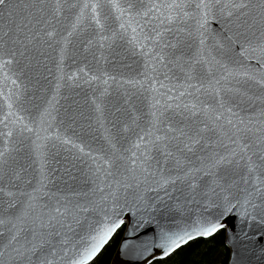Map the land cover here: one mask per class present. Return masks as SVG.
I'll list each match as a JSON object with an SVG mask.
<instances>
[{
	"label": "snow or ice",
	"instance_id": "snow-or-ice-1",
	"mask_svg": "<svg viewBox=\"0 0 264 264\" xmlns=\"http://www.w3.org/2000/svg\"><path fill=\"white\" fill-rule=\"evenodd\" d=\"M109 6L117 13V21L122 18L125 22L119 24L120 29L125 33L131 30L132 36L129 44L132 47L141 49L140 55L145 57L141 72V79L126 80L124 83L139 86L147 94L148 100V130L143 135L137 136V142L132 143L129 149H125L124 154L116 157L109 155L97 156L92 160L94 171L89 175L93 178V188L89 193H73L74 196L88 195L93 191H101L96 187L100 177L105 175L111 176L109 169L115 163V160L121 162L123 172L122 179L115 181V189L109 193L112 197V209L101 207L108 200V195L100 198V202H88V207L82 204H72L70 201L60 197L57 201V207L48 208L41 203V198L46 196L44 187L47 177L44 166L47 163L45 154L42 150V144L39 135L31 141L33 151L39 161L40 178L36 181L35 186H31L30 192H22L23 201L6 202L3 209V216L0 217V226H4V231L0 232L2 238V247H0V256H6L5 261L0 264H90L93 258L100 252L102 247L107 243L117 228L123 224V219L119 218V212L125 210L124 206L119 203L116 193L123 189L125 193L132 190L136 193L135 199L142 206L143 211L149 215L157 211L155 205L145 200L144 192L164 191L168 186L174 185L176 181L185 184L190 194L201 187L197 181L201 177L206 178L199 196L201 201H195L200 204V208L195 213L189 212L186 219H182L174 229L161 228L157 239L160 241L158 247L161 249V258L169 256L182 245L197 237L207 238L217 233L224 227L220 217L233 210L241 218L242 223H247L249 229L253 225L259 226L258 238L264 239V195L261 189H264V0H151L148 4L140 3L139 7L133 3H128L126 7H121L115 0H110ZM50 8V19L57 20L64 8H79L75 16V23L72 29L83 22L85 10L90 13V18L95 22L97 28L102 25L99 19V9L102 4L99 0L76 5H65L61 0H53L50 5H45L40 0L39 7L33 4H13L10 0H0V9L4 10V15L11 17L16 14L17 9L27 13V10L34 8L36 12L43 15L45 8ZM29 22H32V16H27ZM153 24L150 33L144 32V26ZM37 24H48V20ZM212 24L218 27L213 28ZM175 25V34L180 39L176 44H168L164 40L165 33H171ZM139 29V31H138ZM26 35L21 34L20 27L16 28L19 36H13L10 41H0V74L2 82L5 85L11 84L15 89V98L19 100L21 85L12 77L17 73L12 71L14 65L18 66L17 57H25L29 51L28 45L40 38V42L52 41L61 45L60 55L63 58L64 47L67 43V36L59 37L54 30L36 32L33 34L24 26ZM71 33H68L70 35ZM5 36L8 32L4 33ZM100 41L108 40L109 37L100 36ZM13 45L12 48L7 46L8 43ZM91 41H89V44ZM19 46V49L16 46ZM180 45L190 55L184 59V52L180 55L176 51L171 53L168 49L179 50ZM49 47L51 44L48 45ZM104 45L101 44V47ZM239 49L237 53L235 49ZM217 52L221 57L231 60V57H241L246 60H255L257 69L239 65L231 67L229 63L217 59L213 52ZM171 57V58H169ZM205 66L206 72L211 76L215 68L223 73L222 76L209 79L207 83L199 82V87L192 83H177L169 85L157 79L158 76L164 75V80H169V75L173 69H177L187 81L194 77L191 73V66L195 64ZM60 72L61 69L57 68ZM22 72V69H21ZM11 73V75L9 74ZM75 75V74H73ZM230 77H242L246 81H254L261 89L262 95L248 97L245 92L239 88H225L224 91L238 93L241 97H246L249 101V107L252 109V115L241 117L233 111L234 105H230L227 100L219 98L221 80ZM72 77H69L71 79ZM57 77V88L59 80ZM91 79H96L95 76ZM108 77L105 76V81ZM172 79H177L173 76ZM147 85V87H145ZM167 89V91H164ZM178 95H169V92ZM211 89L214 95V105L209 104L199 98V93L203 90L205 93ZM196 93L197 95H194ZM2 94V92H0ZM13 93L9 89L8 96L5 97L8 112L0 120L5 129L4 147L0 150V169H6L9 164L11 153L16 151L14 144H11L8 138L13 133L9 126L16 127L19 125L21 131L33 132L34 129L24 122L22 116H17L12 111L13 103L8 102L12 99ZM185 102V98H189ZM259 101L261 107L253 108L252 106ZM97 112L100 111V105H96ZM47 113H41V118ZM175 121V123H173ZM39 128L35 131L38 133ZM162 134H156V133ZM212 132L214 135L226 139L232 147L225 155L216 154L204 159L197 158L200 162L199 167L192 166V162L181 156L186 152H191V145H197L204 139V134ZM249 134L251 139L248 143H241ZM60 139V137H56ZM64 143L71 144L70 140H64ZM260 146L258 151L262 154L259 157L260 164L253 162L251 156L246 152L250 144ZM11 145V146H10ZM143 145L144 151L138 150ZM74 147H77L73 145ZM169 147L175 149V155L168 151ZM155 149L167 160H174L175 168L178 175H165L163 168L153 169L150 165L152 159L150 153ZM83 153V149H80ZM239 158L245 161V167L248 173H252V191L239 189L240 195H234L236 182L230 181L225 183L223 178L218 175L217 168L221 164L233 163V158ZM103 164V170L96 161ZM259 170V174H257ZM152 179L155 187L148 186V179ZM19 179L18 174L13 176ZM85 176V183H87ZM247 184V179L244 180ZM145 187L141 191V185ZM259 187H256V186ZM109 188L112 184L109 183ZM255 193V196H254ZM7 197H12V192H4ZM165 195L168 193L165 191ZM261 197L260 203H256V197ZM161 197L157 196V200ZM60 201H65L63 204ZM194 201L188 199L186 204ZM19 205V207H17ZM179 207V206H178ZM91 209L93 218L88 219L83 225L80 232H75L73 225L81 226V217L79 213L89 212ZM202 209V211H201ZM211 210V211H210ZM111 212V214H109ZM28 225L29 227H23ZM60 230L57 231L56 229ZM245 239H251L247 235ZM55 240V243L53 242Z\"/></svg>",
	"mask_w": 264,
	"mask_h": 264
},
{
	"label": "water",
	"instance_id": "water-1",
	"mask_svg": "<svg viewBox=\"0 0 264 264\" xmlns=\"http://www.w3.org/2000/svg\"><path fill=\"white\" fill-rule=\"evenodd\" d=\"M10 2L13 4H33L39 7L40 0H10ZM43 2L47 6L53 3V0H43ZM84 2L85 0H61V3L65 5H79ZM88 2H95V0H88ZM99 2L102 4V8L98 10L102 30L97 28L95 22L91 20L88 10H85L83 22L73 30L72 25L75 23V16L79 11L78 7L64 8L57 18L59 23L57 20L50 19V8L47 7L43 10V15L36 12L34 8H30L27 13L17 9L16 14L11 17L5 16L4 10L0 9V41H10L13 36L19 38L16 33L17 27H20L22 35H26L25 25L33 34L36 32L42 34L45 30H54L57 39L67 36V43L63 45L62 59L60 55L61 45L52 41L41 43L40 38L33 41L32 45L27 46L29 48V51L25 53L27 59L17 57L19 65L12 67V71L17 74L12 78L21 85L19 100L14 95L16 89L11 84L5 85L2 82V74H0V92H2L0 94V120L8 112L5 97L8 96L9 89H11L13 96L8 102L13 103L12 111L17 116H22L24 122L34 129L33 132L29 133L21 131L19 125L16 127L9 126L13 135L8 139L17 150L11 153L7 168L0 169V217L3 216L6 202L23 201L24 197L20 193L30 192L31 187L29 185L35 186L36 181L40 178L39 161L31 144L37 135L41 137L38 143L42 144V150L47 161L44 166L47 177L44 192L47 195L41 198V203L46 204L48 208H55L59 198L64 197L72 204H82L88 207L89 201L99 203L102 196L113 192L115 181L122 179L125 174L120 166L121 162L115 160L109 169L112 175L100 177L103 183H100L99 180L96 182V187L100 188L101 191H93L88 195H72L73 193H89V190L93 188V178L89 175L91 171H94L92 160L97 156L107 158L109 155L113 157L119 154L126 155L125 149H129L132 143L137 142V136L143 135L148 130L147 94L139 86L133 87L124 83L126 80L141 79L139 73L142 70L145 57L140 55L141 49H134L129 44L128 41L132 36L131 30L129 29L125 33L120 29L119 24L125 21L123 18L117 21L116 16L119 13L109 6L110 0H99ZM115 2L119 3L121 7H126L128 3H133L139 7L140 3L148 4L151 0H115ZM28 14L32 16L31 23L27 18ZM37 19L41 22L48 20V24L42 28L41 24L35 23ZM141 25L144 26L143 22ZM152 27L153 24L151 23L144 26V32L150 33ZM172 27L173 31L165 33L163 37L168 44H176L180 39L175 34L176 26L173 25ZM212 27L217 28L218 26L212 24ZM5 32H8L7 36L4 35ZM68 33L71 34L68 35ZM100 36H106L109 39L100 41ZM89 41H91L90 44ZM49 44H51L50 47ZM101 44L104 46L101 47ZM7 46L13 47L10 42ZM16 48L19 49V46L17 45ZM177 48L178 51L174 49L167 51L170 53L176 51L177 55L184 52V59H187L190 53L180 45H177ZM235 51L238 53L239 49L237 48ZM213 55H216L217 59H221L222 62L229 63L231 67H238L241 64L252 69L258 67L255 60H246L238 56L231 57L229 60L221 57L215 51ZM58 66L61 69L60 72L57 71ZM9 74L11 75V73ZM190 74L194 78L187 81L177 69H173L168 73L169 80H164L163 74L157 79L169 87L177 83L189 82L199 87V82L207 83L209 79H218L223 75L219 68H215L209 76L205 66L199 63L191 66ZM58 76L62 79L59 80V87L57 88ZM93 76L96 79H91ZM105 76L108 77L107 81H105ZM173 76H176L177 79H172ZM69 77L72 78L69 79ZM220 87L219 98L229 101L230 105H234L233 111L241 117L252 115L249 101L238 93H229L224 89L239 88L248 97L262 95L260 87L254 81H246L242 77H230L221 80ZM179 91H183V89L168 94L178 95ZM194 95L197 94L194 93ZM198 95L201 100L214 105V95L211 89L207 93L202 90ZM187 99L190 97L185 98V102ZM97 104L100 105L99 112L96 110ZM252 107L259 108L261 105L259 101H256ZM45 109H47V113L41 118V113L45 112ZM37 127L40 129L38 133L35 131ZM8 130L0 123V150L4 147V133ZM57 136L60 139H57ZM245 137L241 143H248L251 139L249 134H245ZM64 140H70L72 143H64ZM231 147L232 145L223 137L208 132L204 134L201 143L191 145L192 151L184 153L181 159L186 158L192 162V166L199 167L200 162L197 158L204 159L213 153L218 158L220 155H225ZM259 147L253 143L249 145V149H246L247 154L258 165L260 164L259 157L262 154L258 151ZM81 148L83 153L80 151ZM141 151H144L143 145H141L137 155ZM168 151H172L175 155L174 148L169 147ZM150 155L152 159L149 163L153 169L163 168L165 175L175 176L179 174L172 158L166 160L155 149L151 151ZM204 162L207 163V159H204ZM96 164L103 170L104 166L99 160L96 161ZM217 173L225 183L236 182L237 190L234 195L237 197L240 195L239 189L252 191L251 177L253 174L247 172L244 160H240L238 157L233 158V163L221 164L217 168ZM16 174H18L19 179L13 178ZM257 174H259V170H257ZM85 176L88 178L87 183L84 182ZM152 179L154 177L148 179V186L155 187L152 184ZM245 179H247V184L244 182ZM205 181L206 178L201 177L197 181L201 187L192 194L179 180L164 191L144 192L145 200L153 203L157 209L151 214L150 223L147 222L149 215L143 211L142 206L135 199L136 193L132 190L125 193L123 189H120L116 195L119 203L125 209L118 214L119 218L124 221L121 225L124 226V232L109 264H150L156 259H161V249L158 247L160 241L157 239L160 229H174L182 219L187 218L189 212L195 213L200 208V204L195 201L202 203L199 192ZM109 183L112 184V188L108 187ZM144 187L145 185L142 184L141 191ZM165 191L168 195H165ZM4 192H12L13 196L7 197ZM261 194L264 195V189H261ZM157 196L161 199L157 200ZM188 199H192L194 202L186 204L185 201ZM260 199L261 197H256L257 204L260 203ZM64 202L60 201L61 204ZM100 206L111 210V195H108V200ZM79 215L81 226L73 225L75 232H80L87 220L93 218L91 209L89 212H81ZM220 220L224 224L225 243L230 250L228 264H264V239L258 238L259 226L253 225L249 229L246 222L242 223L235 210L221 216ZM23 227L29 226L23 225ZM56 230L59 231L60 229L57 228ZM3 231L4 226H0V232ZM245 235L251 239H245ZM53 242L55 243V240ZM0 247H2V238H0ZM6 259V256H0V262Z\"/></svg>",
	"mask_w": 264,
	"mask_h": 264
},
{
	"label": "trees",
	"instance_id": "trees-1",
	"mask_svg": "<svg viewBox=\"0 0 264 264\" xmlns=\"http://www.w3.org/2000/svg\"><path fill=\"white\" fill-rule=\"evenodd\" d=\"M123 232L124 226H121L90 264H109ZM229 257L225 229L222 228L210 237L195 238L169 256L156 259L150 264H228Z\"/></svg>",
	"mask_w": 264,
	"mask_h": 264
},
{
	"label": "bare ground",
	"instance_id": "bare-ground-1",
	"mask_svg": "<svg viewBox=\"0 0 264 264\" xmlns=\"http://www.w3.org/2000/svg\"><path fill=\"white\" fill-rule=\"evenodd\" d=\"M119 245V244H118ZM118 247V246H117ZM117 249V248H116ZM116 251V250H115Z\"/></svg>",
	"mask_w": 264,
	"mask_h": 264
}]
</instances>
